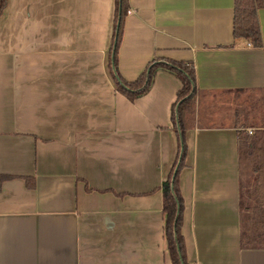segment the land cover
Segmentation results:
<instances>
[{"label":"crops","instance_id":"crops-1","mask_svg":"<svg viewBox=\"0 0 264 264\" xmlns=\"http://www.w3.org/2000/svg\"><path fill=\"white\" fill-rule=\"evenodd\" d=\"M128 5L118 49L125 81L155 60L196 72L195 125L179 174L188 262L264 264V246L243 244L256 221L242 209L255 202L241 163L243 138L264 132V9L255 47L234 39L235 0ZM116 8V0H7L0 264H172L162 186L178 158L182 86L159 71L134 102L118 91L110 72ZM257 152L264 165V135Z\"/></svg>","mask_w":264,"mask_h":264},{"label":"trees","instance_id":"trees-1","mask_svg":"<svg viewBox=\"0 0 264 264\" xmlns=\"http://www.w3.org/2000/svg\"><path fill=\"white\" fill-rule=\"evenodd\" d=\"M115 19V52L111 51L110 72L116 83L117 89L129 101L146 95L154 84V79L159 71H166L174 75L181 82V90L175 107V130L179 135V148L177 161L168 177L163 183V213L165 216V239L172 264H190L186 257L185 241L182 235L184 203L179 188V174L184 167L187 152L185 136L195 125L197 109L196 72L193 64L166 60H155L148 71L136 82L125 81L118 71V49L123 35L124 20L129 12L128 0H116ZM7 6V0H0V16ZM264 9V0H235L234 9V39H242L252 43L255 47H262V35L258 13ZM177 110V111H176ZM262 135L264 132H255L243 138L245 142L241 155V163L248 168L254 186L247 195L254 198L251 207H244L243 211L251 214V219L256 221L253 232L249 237L243 235V244L252 247L264 246V185L261 175L264 174V165L257 163V151L261 149ZM244 150H246L244 152ZM253 156L255 157L254 159ZM249 157V158H248ZM247 163V164H246ZM244 170V169H243ZM246 170V168H245ZM244 170V171H245ZM244 176V175H243ZM245 184L241 187L244 199Z\"/></svg>","mask_w":264,"mask_h":264},{"label":"water","instance_id":"water-1","mask_svg":"<svg viewBox=\"0 0 264 264\" xmlns=\"http://www.w3.org/2000/svg\"><path fill=\"white\" fill-rule=\"evenodd\" d=\"M113 52H115V46H114V50H113Z\"/></svg>","mask_w":264,"mask_h":264},{"label":"built area","instance_id":"built-area-1","mask_svg":"<svg viewBox=\"0 0 264 264\" xmlns=\"http://www.w3.org/2000/svg\"><path fill=\"white\" fill-rule=\"evenodd\" d=\"M129 13H131V12H128V14H129ZM250 133H252V132H250Z\"/></svg>","mask_w":264,"mask_h":264}]
</instances>
